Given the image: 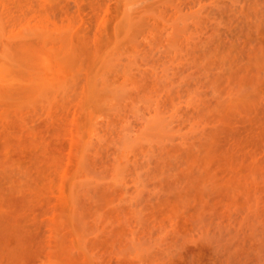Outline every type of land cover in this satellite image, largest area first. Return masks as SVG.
I'll return each instance as SVG.
<instances>
[{
    "label": "rangeland",
    "instance_id": "obj_1",
    "mask_svg": "<svg viewBox=\"0 0 264 264\" xmlns=\"http://www.w3.org/2000/svg\"><path fill=\"white\" fill-rule=\"evenodd\" d=\"M0 264H264V0H0Z\"/></svg>",
    "mask_w": 264,
    "mask_h": 264
}]
</instances>
